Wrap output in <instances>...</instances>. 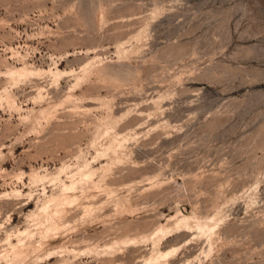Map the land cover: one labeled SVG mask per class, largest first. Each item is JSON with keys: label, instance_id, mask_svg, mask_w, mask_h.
I'll use <instances>...</instances> for the list:
<instances>
[{"label": "rangeland", "instance_id": "1", "mask_svg": "<svg viewBox=\"0 0 264 264\" xmlns=\"http://www.w3.org/2000/svg\"><path fill=\"white\" fill-rule=\"evenodd\" d=\"M0 264H264V0H0Z\"/></svg>", "mask_w": 264, "mask_h": 264}]
</instances>
